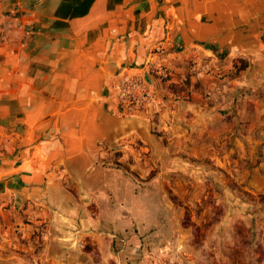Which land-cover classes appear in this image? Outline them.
<instances>
[{"label":"crops","instance_id":"obj_1","mask_svg":"<svg viewBox=\"0 0 264 264\" xmlns=\"http://www.w3.org/2000/svg\"><path fill=\"white\" fill-rule=\"evenodd\" d=\"M153 28L160 39L144 63L151 49L168 44L171 30L187 52L200 48L193 53L211 54L227 68L236 58H261L256 71L248 67L238 78L243 91L256 86V109L264 111V0H0L4 246L41 226L44 252L53 256L97 235L104 219L116 222L128 180L102 160L131 135L150 141V131L143 120L119 114L109 85L138 69L139 37Z\"/></svg>","mask_w":264,"mask_h":264},{"label":"rangeland","instance_id":"obj_2","mask_svg":"<svg viewBox=\"0 0 264 264\" xmlns=\"http://www.w3.org/2000/svg\"><path fill=\"white\" fill-rule=\"evenodd\" d=\"M174 36L169 31L164 48L109 85L119 114L150 131V141L131 135L102 160L128 180L116 222L104 219L97 235L53 256L41 226L10 246L0 238V264H264L262 96L255 85L243 91L238 78L262 59L236 58L227 68L197 48L187 52Z\"/></svg>","mask_w":264,"mask_h":264},{"label":"water","instance_id":"obj_3","mask_svg":"<svg viewBox=\"0 0 264 264\" xmlns=\"http://www.w3.org/2000/svg\"><path fill=\"white\" fill-rule=\"evenodd\" d=\"M161 32H159L158 30H155L153 28V30L149 33L148 37L143 39L139 37V44L138 47L136 49V53H137V62L136 65H141L142 63H144V58L146 56V53L149 49V47L155 43H157L160 39V35ZM123 38H120L119 41H121ZM123 57V54L120 52L118 60H121ZM8 179L7 178H2L0 179V190L3 188V186L7 185Z\"/></svg>","mask_w":264,"mask_h":264},{"label":"trees","instance_id":"obj_4","mask_svg":"<svg viewBox=\"0 0 264 264\" xmlns=\"http://www.w3.org/2000/svg\"><path fill=\"white\" fill-rule=\"evenodd\" d=\"M240 62H243V61H240ZM244 67H246V65H244V66H242V68H244ZM237 69V68H236ZM240 69V68H239ZM240 70H242V69H240Z\"/></svg>","mask_w":264,"mask_h":264}]
</instances>
